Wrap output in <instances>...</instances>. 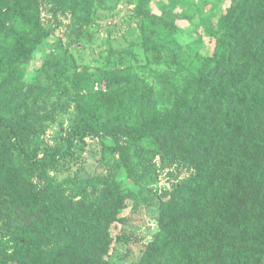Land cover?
<instances>
[{"label":"trees","instance_id":"trees-1","mask_svg":"<svg viewBox=\"0 0 264 264\" xmlns=\"http://www.w3.org/2000/svg\"><path fill=\"white\" fill-rule=\"evenodd\" d=\"M46 1L73 16L86 11L84 0ZM152 1L135 6L143 68L78 72L70 84L86 123L135 135L121 159L128 172L158 155L194 169L167 193L139 264H264V0H229L209 32L211 55L182 47L171 11L154 14ZM43 34L35 0H0V39H11L0 53V126L14 148L24 104L64 73L50 56L26 83ZM7 150L0 141V264H110V230L127 192L98 182L104 188L88 204L53 186L40 191Z\"/></svg>","mask_w":264,"mask_h":264},{"label":"rangeland","instance_id":"rangeland-1","mask_svg":"<svg viewBox=\"0 0 264 264\" xmlns=\"http://www.w3.org/2000/svg\"><path fill=\"white\" fill-rule=\"evenodd\" d=\"M35 1L45 34L35 42L32 57L24 65L25 81L32 85L50 56L54 64L63 65L64 73L53 79L45 97L38 95L22 107L20 146H12L8 131L1 126L0 141L6 143L11 166L21 165L40 191L53 186L65 191V198L89 204L104 188H96L98 182L106 187L114 181L119 184L128 197L111 227L107 260L110 264H139L146 246L159 233L161 205L167 193L188 180L194 169L158 155L128 172L121 159L127 155L128 143L135 141V135L86 123L70 85L78 72L95 74L124 66L143 68L146 60L140 38L142 22L135 15L137 0H84L85 13L75 16L54 3ZM229 5V0H153L150 9L156 15L171 11L182 47L211 55L214 42L209 32ZM86 14L90 22L82 26ZM6 21L4 28L8 29L14 22ZM8 39H0L1 55L10 52ZM110 53L112 58H108ZM145 78L149 84L154 82L148 72ZM18 159L23 160L16 163Z\"/></svg>","mask_w":264,"mask_h":264}]
</instances>
